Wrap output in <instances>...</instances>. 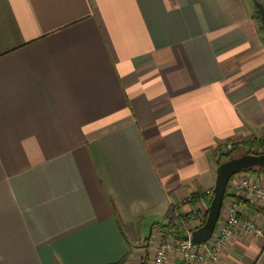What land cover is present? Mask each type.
<instances>
[{"label": "crops", "instance_id": "crops-1", "mask_svg": "<svg viewBox=\"0 0 264 264\" xmlns=\"http://www.w3.org/2000/svg\"><path fill=\"white\" fill-rule=\"evenodd\" d=\"M256 8L0 0V264H141L150 236L148 264L153 225L203 217L213 152L264 140ZM245 176L264 189V172L239 173L226 198L264 230V203L234 188ZM204 264H264V240L235 231Z\"/></svg>", "mask_w": 264, "mask_h": 264}, {"label": "built area", "instance_id": "built-area-1", "mask_svg": "<svg viewBox=\"0 0 264 264\" xmlns=\"http://www.w3.org/2000/svg\"><path fill=\"white\" fill-rule=\"evenodd\" d=\"M232 147L229 142L225 145L222 153H227ZM252 152L256 155H264V141L252 146ZM234 188L242 193L243 196L252 202L264 203V189L260 188L253 179L241 177L234 185ZM189 225H193L194 230L199 227L202 217L191 215ZM178 225L184 226L185 220H181L179 215L175 214L171 221H177ZM177 224V222H175ZM189 231V232H190ZM235 231H239L242 237H259L264 240V230L258 228L254 223L240 217V206L230 198H225L222 203L220 216L211 238L204 244L192 246L188 241L164 239L160 234L159 241L152 249L148 264H167L171 254H175L179 264H204L206 262H216L221 249L228 244ZM185 235H188V233Z\"/></svg>", "mask_w": 264, "mask_h": 264}, {"label": "water", "instance_id": "water-1", "mask_svg": "<svg viewBox=\"0 0 264 264\" xmlns=\"http://www.w3.org/2000/svg\"><path fill=\"white\" fill-rule=\"evenodd\" d=\"M262 15L264 29V13ZM252 168L264 169V155L244 154L222 162L216 167L212 197L209 202L206 217L199 227L190 231L188 235L182 236V241H188L192 246H199L211 238L220 216L228 182L233 176Z\"/></svg>", "mask_w": 264, "mask_h": 264}, {"label": "trees", "instance_id": "trees-1", "mask_svg": "<svg viewBox=\"0 0 264 264\" xmlns=\"http://www.w3.org/2000/svg\"><path fill=\"white\" fill-rule=\"evenodd\" d=\"M261 13L262 12L258 8H256L255 12H254L253 19L255 21L256 26H258L259 30L261 31L263 39H264V29L261 26V17H262ZM255 142L256 141H247V142H242V143H231L230 142L232 144L231 149L227 153L223 154L222 153L223 148L225 147V145L227 143H229V142H226L225 144L220 146L212 154V156H213V158L215 160L216 166H218L222 162H225V161H227V160H229L231 158H235V157L241 156V155L234 156L233 152L236 151L238 148H244L245 146L251 145V144H253ZM244 154L256 155L255 153H253L251 151H246L245 153H243V155ZM248 172H251V173L264 172V169L263 168H252V169H247V170L243 171L242 173H248ZM209 196H210V198H209V202H210L211 197H212V190L209 193ZM227 196H228V194H227V191H226L225 194H224V199ZM233 199H234L233 201L236 202L239 205L246 206V207H252L247 201H245L243 199H240V198H237V197H234ZM255 210L258 213H262L263 216H264V212L262 210H259V209H255ZM206 213H207V211L205 212L204 216L202 217L203 221H204V219L206 217ZM180 219H182V218L180 217ZM203 221H201L200 224H202ZM152 228L157 229L162 234V238H171V239H174V240H181L182 236H184V232L182 230H180L178 225L176 223L171 222L169 219H167L165 223L153 225ZM149 240H150V236L148 237V239L144 240V252H143V256L141 258V264H146V261H147V258H148ZM125 260H126V258H124L123 260H121L117 264H124Z\"/></svg>", "mask_w": 264, "mask_h": 264}, {"label": "rangeland", "instance_id": "rangeland-1", "mask_svg": "<svg viewBox=\"0 0 264 264\" xmlns=\"http://www.w3.org/2000/svg\"><path fill=\"white\" fill-rule=\"evenodd\" d=\"M262 141H264V140H261V141H256L255 143H253V144H251V145H247V146H245L244 148H238L236 151H234L233 152V154H234V156H236V155H243V153H245L246 151H251L252 152V146L253 145H255L256 143H260V142H262ZM203 219V218H202ZM171 221V220H170ZM186 222H185V224H186V227H194L193 225H189L188 223L189 222H192V221H189V220H185ZM203 221V220H202ZM171 222H173V223H175V222H177V225H178V222H179V220H177V221H171ZM201 223V222H200ZM201 225V224H200ZM199 225V226H200ZM178 227L180 228V230H184L183 228H184V226H182L181 224L180 225H178ZM147 232H148V230H146L145 231V235H147ZM159 235L161 234L159 231L157 232ZM156 233V234H157ZM162 235V234H161ZM164 239H169V238H163L162 240H164ZM134 249H137V250H140V249H142V250H144V240L142 241H137L136 242V244H134V247H133ZM143 251H141V253H142ZM152 254V250H151V252H150V255Z\"/></svg>", "mask_w": 264, "mask_h": 264}]
</instances>
